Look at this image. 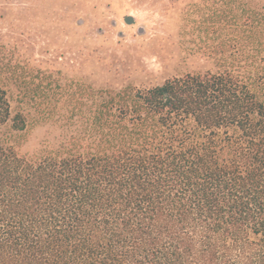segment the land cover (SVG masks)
Here are the masks:
<instances>
[{"label": "trees", "instance_id": "1", "mask_svg": "<svg viewBox=\"0 0 264 264\" xmlns=\"http://www.w3.org/2000/svg\"><path fill=\"white\" fill-rule=\"evenodd\" d=\"M183 20L210 67L145 86L0 43V264H264V2Z\"/></svg>", "mask_w": 264, "mask_h": 264}, {"label": "rangeland", "instance_id": "2", "mask_svg": "<svg viewBox=\"0 0 264 264\" xmlns=\"http://www.w3.org/2000/svg\"><path fill=\"white\" fill-rule=\"evenodd\" d=\"M194 1L0 0V43L96 88L160 83L210 67L183 20ZM44 133L40 125L29 130L22 150L32 151Z\"/></svg>", "mask_w": 264, "mask_h": 264}, {"label": "water", "instance_id": "3", "mask_svg": "<svg viewBox=\"0 0 264 264\" xmlns=\"http://www.w3.org/2000/svg\"><path fill=\"white\" fill-rule=\"evenodd\" d=\"M124 21L129 24L133 21V17L131 15H126L124 16Z\"/></svg>", "mask_w": 264, "mask_h": 264}]
</instances>
